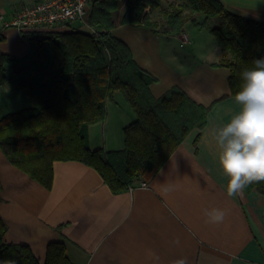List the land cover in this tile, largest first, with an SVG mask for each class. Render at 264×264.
<instances>
[{
	"label": "crops",
	"instance_id": "crops-1",
	"mask_svg": "<svg viewBox=\"0 0 264 264\" xmlns=\"http://www.w3.org/2000/svg\"><path fill=\"white\" fill-rule=\"evenodd\" d=\"M32 1L0 0V50L15 59V67L26 65L32 48L4 22L16 6ZM220 1L232 13L264 20V0L250 4L256 7ZM125 8L119 5L113 12L111 34L155 77L152 96L181 88L209 107L205 126L192 129L149 181L136 179L132 188L118 193L94 168L76 160L54 161L53 182L46 189L0 149L3 240L29 246L40 264L47 245L56 241L74 264H173L180 258L186 264H264V194L252 188L228 197V178L218 161L213 131L230 121L238 105L230 94V69L217 64L224 53L210 33L214 26L196 13L198 23L186 22L177 34L166 33L165 26L154 31L143 23H123ZM75 26L79 23L70 28ZM15 67L0 65V117L31 105L25 91L15 87ZM105 109L102 121L87 126L88 146L120 151L123 129L135 121V112L120 91L106 98ZM169 186L172 190L162 194ZM212 208L226 211L223 223L206 222L204 209Z\"/></svg>",
	"mask_w": 264,
	"mask_h": 264
},
{
	"label": "trees",
	"instance_id": "trees-1",
	"mask_svg": "<svg viewBox=\"0 0 264 264\" xmlns=\"http://www.w3.org/2000/svg\"><path fill=\"white\" fill-rule=\"evenodd\" d=\"M119 0H92L85 24L65 31H24L31 44L25 66L0 50V65L15 67V87L25 91L31 105L0 117V149L14 166L46 189L53 182V162L76 160L94 168L113 193L127 190L136 179L149 181L194 128L206 124L209 107L193 101L173 86L158 98L150 84L155 77L142 69L128 46L111 34ZM148 7V11L144 8ZM155 11L165 20V32L179 33L196 13L205 20L221 19L210 33L224 53L217 63L230 69V94L239 90L241 72L264 57V20L229 11L220 0H128L123 23H143L157 31ZM84 27V28H82ZM3 36L0 35V41ZM120 91L136 119L123 129L120 151L91 150L87 126L102 121L105 100ZM256 188L264 194V181ZM1 191V183H0ZM1 201V196H0ZM7 224L0 216V264H40L31 248L3 240ZM43 264H74L62 242H50Z\"/></svg>",
	"mask_w": 264,
	"mask_h": 264
},
{
	"label": "clouds",
	"instance_id": "clouds-1",
	"mask_svg": "<svg viewBox=\"0 0 264 264\" xmlns=\"http://www.w3.org/2000/svg\"><path fill=\"white\" fill-rule=\"evenodd\" d=\"M238 110L213 135L219 165L228 178L226 194L235 197L252 183L264 181V57L254 59L252 67L241 72V84L234 94ZM171 186L163 190L164 195ZM207 223L220 224L227 215L224 209H204ZM179 245V238L174 240ZM173 264H186L180 258Z\"/></svg>",
	"mask_w": 264,
	"mask_h": 264
},
{
	"label": "built area",
	"instance_id": "built-area-1",
	"mask_svg": "<svg viewBox=\"0 0 264 264\" xmlns=\"http://www.w3.org/2000/svg\"><path fill=\"white\" fill-rule=\"evenodd\" d=\"M91 2L92 0H33L16 6L10 19L4 22V27H14L21 33L49 29L68 30L75 22L85 24ZM183 42H186V36L183 37ZM141 184L145 185V182Z\"/></svg>",
	"mask_w": 264,
	"mask_h": 264
},
{
	"label": "rangeland",
	"instance_id": "rangeland-1",
	"mask_svg": "<svg viewBox=\"0 0 264 264\" xmlns=\"http://www.w3.org/2000/svg\"><path fill=\"white\" fill-rule=\"evenodd\" d=\"M171 0H163V5H164V7H168V4H169V2H170ZM227 1V3L228 4H230V5H234V6H240V5H248V6H252V7H256L255 5L253 6V5H250V4H254V3H259V2H262V0H226ZM230 1H231V3H230ZM124 2L126 3V0H119L118 1V6L119 5H123L124 7L126 6L125 4H124ZM231 7V6H230ZM144 11H148V7H145L144 8ZM246 13H248V10H247V12ZM249 14V13H248ZM153 18H156L158 21H159V23H160V25L159 26H165L164 25V23H165V20L163 19V17H162V14H159V12L158 11H155L154 13H152V15H151ZM220 22H221V19L220 18H218V17H213V18H210V19H208V21H207V25H209L210 27L211 26H214L215 27V25H217V26H219V24H220ZM74 24H78V22H75ZM82 28H84V27H82ZM160 29H161V27H160Z\"/></svg>",
	"mask_w": 264,
	"mask_h": 264
}]
</instances>
